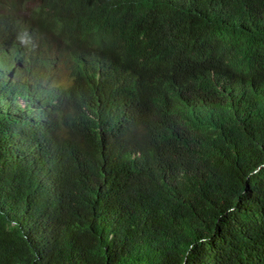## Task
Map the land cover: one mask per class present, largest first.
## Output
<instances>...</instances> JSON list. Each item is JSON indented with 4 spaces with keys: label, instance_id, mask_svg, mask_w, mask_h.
I'll return each instance as SVG.
<instances>
[{
    "label": "trees",
    "instance_id": "trees-1",
    "mask_svg": "<svg viewBox=\"0 0 264 264\" xmlns=\"http://www.w3.org/2000/svg\"><path fill=\"white\" fill-rule=\"evenodd\" d=\"M56 1L69 44L100 0ZM109 4L158 75L112 62L93 118L69 96L60 122L53 92L0 77V264H264V0Z\"/></svg>",
    "mask_w": 264,
    "mask_h": 264
},
{
    "label": "clouds",
    "instance_id": "clouds-1",
    "mask_svg": "<svg viewBox=\"0 0 264 264\" xmlns=\"http://www.w3.org/2000/svg\"><path fill=\"white\" fill-rule=\"evenodd\" d=\"M104 1L107 5L103 0L95 4L98 8L96 18L81 24L70 21L72 38L69 44L63 43L58 29L51 24L59 16L62 20L56 0H14L11 7L0 11L5 16H0V77L21 78L28 86L53 92L50 100L54 110L52 117L58 122L67 112L68 105L64 106L69 96L79 106L80 116L93 118L92 112L100 102L96 97L103 90L101 81L106 80L112 62L124 61L135 54L141 76L158 75L156 72L144 73L154 51L139 46L140 33L131 32L123 22H105L103 14L109 11L110 4L108 0ZM73 69L81 71L84 78L94 77L95 81L83 89L81 75L72 77ZM161 88L151 87L150 94H160ZM58 95L63 106L57 114L54 107L59 104ZM165 105L166 99L157 102L145 112V119L157 123ZM125 114L127 118L132 117L130 111Z\"/></svg>",
    "mask_w": 264,
    "mask_h": 264
},
{
    "label": "rangeland",
    "instance_id": "rangeland-1",
    "mask_svg": "<svg viewBox=\"0 0 264 264\" xmlns=\"http://www.w3.org/2000/svg\"><path fill=\"white\" fill-rule=\"evenodd\" d=\"M58 99H59V104H58V106L57 107H54L55 108V111H56V113L58 114V112L59 113H61V110H62V100H61V96L60 95H58ZM59 119H60V117H59ZM55 158H57V156H55ZM55 161H57V162H54V167L56 168L57 167V163L59 162V161H61V157L60 156H58V158L57 159H55Z\"/></svg>",
    "mask_w": 264,
    "mask_h": 264
}]
</instances>
